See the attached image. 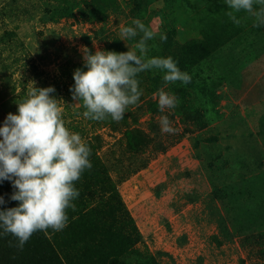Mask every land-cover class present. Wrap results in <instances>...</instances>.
I'll use <instances>...</instances> for the list:
<instances>
[{"label":"rangeland","instance_id":"obj_1","mask_svg":"<svg viewBox=\"0 0 264 264\" xmlns=\"http://www.w3.org/2000/svg\"><path fill=\"white\" fill-rule=\"evenodd\" d=\"M47 1L53 3L0 0V126L8 113L16 114V103L26 95L29 82L38 88L53 87L50 95L62 101L66 126L86 142L92 135L100 136L97 154L108 166L135 222L141 251L147 249L158 264H264L239 244L240 238L264 230V213L251 223L243 212L259 207L254 202L255 189L243 185L264 171V29L252 49L240 54L235 63L239 79L216 90L220 120L184 135L178 117L170 118L172 109L153 118L141 115L139 127L150 132L159 149L150 148L130 160L120 133L93 126L78 111L79 104L62 76L72 64H84V47L94 54L97 48L104 50L110 38L121 37L127 0H118L124 14L110 15L104 24L85 22L77 13V18L53 23L45 13ZM151 10L150 27L157 33L171 30L180 42L197 37L177 0H153ZM162 115L168 116L174 134L161 132ZM215 152L219 153L221 179L210 182L207 163ZM140 162L145 164L143 169L137 167ZM213 186L229 192H233L230 187L243 188L239 214L227 207V201L213 197Z\"/></svg>","mask_w":264,"mask_h":264},{"label":"trees","instance_id":"obj_2","mask_svg":"<svg viewBox=\"0 0 264 264\" xmlns=\"http://www.w3.org/2000/svg\"><path fill=\"white\" fill-rule=\"evenodd\" d=\"M52 1L53 3H45V13L53 23L62 19L77 18V13L85 22L104 24L110 15L124 14L118 0ZM177 1L187 12L197 37L180 42L174 38L175 33L171 30L166 33L163 31L167 40L161 41L156 37L150 41L149 55L172 57L180 70L190 75L191 82L183 84L177 81L165 85L163 74L158 70L140 73L137 77L142 90L140 100L137 105L128 107L120 122L110 118L101 122L87 119L93 126L120 133L124 154L129 156L126 158L130 160H137L150 148L159 149L154 146L150 132L139 127L141 115L148 114L153 118L154 115L163 114L155 96L158 89L163 88L177 97L178 104L172 109L170 118L178 117L183 126L182 134L192 135L220 120L215 108L216 90L239 79L235 63L240 54L252 49L253 42L264 29V25L255 27L253 18L244 12L236 13L240 20L239 25L233 23L227 15L231 9L227 8L225 0ZM200 1L202 3L198 5ZM152 3L153 0H127V22L124 25L129 26L134 19H139L150 27L154 13L151 10ZM135 43L136 40L113 37L105 42L104 51L132 50ZM77 68L85 70L84 64H72L67 68V72L62 74L70 95V89L74 86L73 72ZM78 111L83 113L81 105ZM90 141H87V144L91 148L89 159L92 168L85 170L80 180L75 182L79 196L73 201L75 211L68 210L67 226L58 232L52 229L35 232L22 250L15 247V237L0 236V264H158L155 256L147 249L141 251L137 246L141 236L135 222L122 201L108 166L97 154L101 148L100 136L92 135ZM137 167L143 169L144 162H140ZM137 169L133 168L135 172ZM207 170L210 182L221 179L222 167L218 152H215L214 158L207 163ZM246 185L256 190V184L252 180L248 179L243 186ZM230 189L233 192L216 186L212 190L213 197L227 201V207L237 213L243 188ZM13 191L10 181H0V196L5 200V204L0 205V208L17 205L18 202L10 200ZM253 195L257 202L262 203L257 200L256 194ZM243 212L253 223V219L260 215V207L248 208ZM214 239L216 241V238ZM216 243L220 245V242ZM239 244L242 249H247L258 259L264 260V231L253 232L240 238Z\"/></svg>","mask_w":264,"mask_h":264},{"label":"clouds","instance_id":"obj_3","mask_svg":"<svg viewBox=\"0 0 264 264\" xmlns=\"http://www.w3.org/2000/svg\"><path fill=\"white\" fill-rule=\"evenodd\" d=\"M225 3L233 23L239 25L236 13L244 12L253 18L255 27L264 25V0ZM119 32L124 40H136L134 49L116 52L97 48L90 54L84 47L85 70L73 72L72 99L83 107L85 119L120 122L128 107L140 100V73L158 70L165 85L191 82L172 57L149 55V42L157 35L166 41V34L157 33L139 19L121 25ZM34 84L29 82L26 95L16 103V114L8 113L0 126V181L11 182L14 191L10 200L18 202L0 208V236L15 237V247L20 250L35 232H58L67 226L68 210L75 211L73 201L79 196L75 182L92 168L91 148L66 126L62 101L50 95L55 89ZM155 96L161 112L177 107V97L163 88ZM159 124L162 133L176 131L167 115L160 117ZM4 204L0 196V205Z\"/></svg>","mask_w":264,"mask_h":264},{"label":"crops","instance_id":"obj_4","mask_svg":"<svg viewBox=\"0 0 264 264\" xmlns=\"http://www.w3.org/2000/svg\"><path fill=\"white\" fill-rule=\"evenodd\" d=\"M258 168H260V167H258ZM248 179L252 180L253 183L256 184V190H255V193L254 194L257 195L256 196L257 197V200H260L262 203L257 202L255 199H254V202L259 205V207H260L259 214L262 215L264 213V171L260 170L259 172H257V174L255 176H253L252 178H248ZM247 180H246V182H247Z\"/></svg>","mask_w":264,"mask_h":264}]
</instances>
